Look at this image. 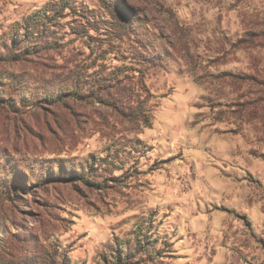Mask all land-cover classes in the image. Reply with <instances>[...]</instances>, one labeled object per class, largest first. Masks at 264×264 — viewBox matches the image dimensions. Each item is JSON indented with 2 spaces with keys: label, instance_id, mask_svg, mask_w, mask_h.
<instances>
[{
  "label": "rangeland",
  "instance_id": "374dc122",
  "mask_svg": "<svg viewBox=\"0 0 264 264\" xmlns=\"http://www.w3.org/2000/svg\"><path fill=\"white\" fill-rule=\"evenodd\" d=\"M69 6L0 63V264H264V0Z\"/></svg>",
  "mask_w": 264,
  "mask_h": 264
},
{
  "label": "trees",
  "instance_id": "16d2710c",
  "mask_svg": "<svg viewBox=\"0 0 264 264\" xmlns=\"http://www.w3.org/2000/svg\"><path fill=\"white\" fill-rule=\"evenodd\" d=\"M69 0H64L63 2H53L48 3L43 9L40 11L31 14L28 18H26L21 25H16L11 29V37L10 43L7 41L4 44V49L7 51V55H0V63L2 61H9V62H21L25 59L30 57V52L37 53V48L41 47L42 42H40L41 37H46L48 33V27L55 25L56 20L65 18L67 14H64L66 9H69ZM87 22V21H86ZM88 23V22H87ZM83 25H81L82 27ZM18 27V28H17ZM79 33V32H77ZM79 36V35H78ZM11 45V46H10ZM33 49V50H32ZM117 79V78H116ZM254 81V80H252ZM79 80L74 82L72 85L74 88L69 89L64 92L65 97H75L78 98L81 96L80 92V85ZM82 82V81H81ZM256 85L262 87V93L264 95V82H257L255 81ZM53 94H44L41 97L44 103L47 101H52ZM5 97L2 95L0 96V106L10 105L7 100L4 99ZM60 99V97H56ZM55 98V100H56ZM8 99L11 104L15 100L12 97L8 96ZM11 99V100H10ZM19 99V98H18ZM37 104V103H36ZM129 120L134 121L137 125L141 124L143 127H150L151 126V119L143 110V106L138 104L129 114ZM85 178L82 177V180L85 181ZM11 182V181H10ZM29 184L23 185L24 187H28ZM9 187V186H8ZM10 188L15 192H20L21 189L19 185L11 184ZM122 264H130L127 261L122 262Z\"/></svg>",
  "mask_w": 264,
  "mask_h": 264
}]
</instances>
